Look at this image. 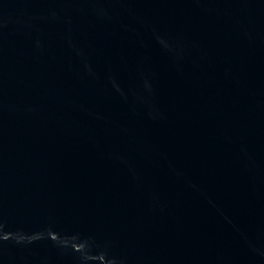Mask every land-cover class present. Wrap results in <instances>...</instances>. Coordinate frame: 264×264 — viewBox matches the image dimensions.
<instances>
[{
    "label": "water",
    "instance_id": "water-1",
    "mask_svg": "<svg viewBox=\"0 0 264 264\" xmlns=\"http://www.w3.org/2000/svg\"><path fill=\"white\" fill-rule=\"evenodd\" d=\"M0 264H264V0H0Z\"/></svg>",
    "mask_w": 264,
    "mask_h": 264
}]
</instances>
